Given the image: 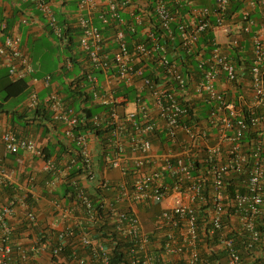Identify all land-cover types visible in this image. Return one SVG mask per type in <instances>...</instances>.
Here are the masks:
<instances>
[{
    "label": "built area",
    "instance_id": "1",
    "mask_svg": "<svg viewBox=\"0 0 264 264\" xmlns=\"http://www.w3.org/2000/svg\"><path fill=\"white\" fill-rule=\"evenodd\" d=\"M30 1L61 36L47 0ZM234 1L78 0L88 82L79 105L57 91L40 99L33 90L26 102L30 109L44 103L63 124L70 149L65 164L45 160L35 139L0 127L7 154L23 151L46 161L52 194L72 170L81 171L71 183L74 200L53 195V220L42 226L30 194L8 195L0 203V264H114L116 248L129 264H210L203 255L216 248L227 253V264H245L225 217L232 210L233 228L249 235L248 249L258 246L264 0H238L237 10ZM7 28L0 22V59L13 82L26 80L34 71L28 52ZM208 31L214 34L210 46L202 42ZM236 50L246 54L240 65L230 55ZM185 54L198 63L199 77L182 72ZM205 105L213 108L201 119ZM93 106L101 110L90 115ZM2 161L0 191L19 175H10ZM237 175L242 181L232 192L229 180ZM35 179L27 175L26 185ZM18 215L22 232L14 243ZM148 219L151 228L144 225Z\"/></svg>",
    "mask_w": 264,
    "mask_h": 264
},
{
    "label": "crops",
    "instance_id": "2",
    "mask_svg": "<svg viewBox=\"0 0 264 264\" xmlns=\"http://www.w3.org/2000/svg\"><path fill=\"white\" fill-rule=\"evenodd\" d=\"M47 2L58 25L63 30L62 37L58 35L54 26L50 24L48 16L32 1L0 0V22L5 21L7 23L8 35L20 37L21 46L30 55L34 70L32 75L25 80L27 89L23 93L7 95L8 92L5 88L8 84L6 85L5 78L8 75V70L0 59V103L4 105L3 108H18L33 90L37 92L40 99L45 98L54 91H57L65 98L66 93H68L66 92V86L70 85L71 81L80 76L83 69L87 66L86 60L81 59L85 55L80 50L79 37H77L76 46H68L69 37L66 38V34H64L66 26H72V31L81 34L77 24L78 0H47ZM202 2L205 3L204 1ZM258 17H261V15L258 14ZM72 36L74 35L72 34ZM4 40L5 35L0 36V46ZM73 59L78 62L80 60V64L74 63ZM75 74L77 75L75 76ZM47 76L51 77L50 85H47L44 81ZM83 84L88 85V82L81 83L80 87ZM30 113L32 114V112ZM32 116L35 119L31 125H28L29 122L24 118L18 119L12 115L6 118L2 114L0 127H10L12 124H15L18 128V136L35 139L39 148L43 151L45 146H53L52 150L55 153L51 159L56 162L55 157L59 152L57 147L59 146L58 141L66 146V151L70 150L63 129L55 131L54 128H51L50 133H48L46 119L37 115L35 116V113ZM91 145L93 152L96 153L98 149L96 140H92ZM54 147L56 148L54 149ZM0 156L3 160V165L6 166L10 175L12 170L19 173L15 179L11 180L12 184L10 183L6 188L3 187L5 192L3 190L0 191V203L4 202L8 197V191L20 198L30 194V198L34 200L33 202L36 205L42 226L51 223L54 213L51 202L54 200V194L48 189L47 181L49 178L47 179L46 173H49V171L45 170L46 161L23 151L18 155L7 154L2 146H0ZM11 157H16V159L11 160ZM67 158L66 153L62 154L60 157L62 162L56 163L58 166H63ZM33 173L38 177L36 184L26 185L24 178ZM110 174L111 176L115 175V173ZM57 190L58 188L55 192ZM18 218L19 215L13 220L15 227H18L17 229L20 228L17 225ZM13 241L17 243L19 240L13 239Z\"/></svg>",
    "mask_w": 264,
    "mask_h": 264
},
{
    "label": "trees",
    "instance_id": "3",
    "mask_svg": "<svg viewBox=\"0 0 264 264\" xmlns=\"http://www.w3.org/2000/svg\"><path fill=\"white\" fill-rule=\"evenodd\" d=\"M239 8H240V5H238V0H235L233 2L232 9L237 10ZM71 27L66 26V31L64 34H66V38L69 37L68 38L69 39L68 46L69 45L76 46V40H77V37H80V34L77 33L76 31H72ZM61 31H62V33H61L62 34L61 37H62L63 36L62 28H61ZM72 34L76 37L73 38L74 36H72ZM213 38H214V34L210 31H208L206 33V35H204L202 42L204 44L210 46V44H211L210 41H213L212 40ZM244 44H245V47L249 46L248 42H245ZM247 51H249V48ZM230 55L234 61V64L240 65L241 64V58H245L246 54H241V53L239 54L236 50V51L231 52ZM183 56H184V59L181 58L182 62L180 61V64L183 67L182 72L186 75H190L191 73L194 72L195 76L199 77L198 76L199 71H197L198 63L195 62V59L192 58V56H189L186 54L182 55V57ZM29 58H30V61L32 63L30 55H29ZM81 59L85 60V57L83 56V58H81ZM73 61L77 65L80 64V60L78 62L77 60L73 59ZM248 63H249V59H247V57H246V64H248ZM96 74H98V75L100 74L102 76V73L97 72ZM76 75L77 74H75V76ZM100 75H99V77H100V79H102V77ZM5 81H6V85L8 84L5 88V89H7V92H8L7 95H18L19 93H23L27 89V83L25 80H19L16 82H12L9 74L6 76ZM85 81H87V79L85 77H83L82 74L80 76H78L75 80L71 81L70 85L66 86V92H68V93H66V97H65L66 99L64 98L65 99L64 101L65 102L69 101L70 103H72L73 106H78L79 105V97L82 93L80 84L84 83ZM30 93L28 94L27 98L22 101V103L18 106V108L17 107L14 109L13 108L8 109L6 107L3 108L4 105H2V103H0V120H1L2 114L5 115L6 118H9V116L12 115L13 117L16 116V118H18V119H21V118L26 119L29 122L28 125H31L33 123L32 121H34V119H35L32 116V114L35 113V116L37 115L40 117H44L46 119V121H47L46 125L48 126V130H47L48 133H50L51 128H54L55 131L60 130L63 127V124L53 120L52 114L49 112L47 105H45L44 103H41L39 106H37L34 109H30L26 106V102L28 100V97L30 96ZM89 97L90 96L87 95L86 99H89ZM212 108H213L212 106H206V105L203 106V108L200 109L201 112H200L199 117L201 119H205L208 116V114L210 113ZM100 110H101L100 107L93 106V108L88 110V114H90V115L95 114V113L99 112ZM30 112H32V114ZM10 128L17 134L18 128L15 124H12L10 126ZM79 129L83 130V127L79 128ZM253 135L254 134H251V135L248 134L247 139H249ZM57 143L59 145V146H57L59 149V152L56 155L55 160L59 161L61 155L66 153V146H64L62 144V142H60V141H58ZM52 148H53V146H51V147L45 146L44 151H43V153L45 154V157H44L45 160L51 159L52 156L54 155L55 151L52 150ZM55 148L56 147H54V149ZM15 159H16V157L15 158L11 157V160H15ZM78 172H79V170H77V171L72 170L70 172V174L67 176V178L65 176V178L62 180V182L58 185L57 192H55V195L59 198L64 199L65 203L67 201V204H68V201L70 202V199L74 200V199H72L71 194H75V192H74V187L71 185V183L73 182L74 178H77L79 176L78 174L81 173V171L79 173ZM46 176H47V179L49 178L51 180L54 177V176H52L51 172L46 173ZM240 181H242V179L239 178L238 175H237V177L231 178L229 180L230 191L233 192V190L235 188H237V186H239ZM240 190L244 191L245 189L241 188ZM10 193H12V192H10ZM261 210H262V212L256 218V222H255L256 223V230L261 232V237L257 241L258 246H255V249H253V250L248 249L249 235L247 233H243V231H241V230H238L236 232V230L233 228V224L231 223V217H232L231 213H233V211L230 210L229 212H231V213H228V215L225 217L226 218L225 219L226 224H228L229 227L232 229L231 236L235 238V241L237 244L236 247L239 250L241 257H242V260H244L245 264H264V205L261 207ZM243 213H245V212H243ZM150 219L153 220L154 218L150 217ZM21 232H22V230L20 228L17 230H14V233L12 235L13 239L19 240V233H21ZM214 241L215 240H212V243H214ZM216 241H217V239H216ZM259 250H260V254H256L255 252L259 251ZM203 256L205 258V263L217 264V262H219V264H227V260H226L227 259V253L224 250H222L221 248H216V249H214L213 252H211L209 254L206 253ZM127 259H128V257L125 254V252H122L119 248L115 249L114 255H113V263L114 264H129Z\"/></svg>",
    "mask_w": 264,
    "mask_h": 264
},
{
    "label": "rangeland",
    "instance_id": "4",
    "mask_svg": "<svg viewBox=\"0 0 264 264\" xmlns=\"http://www.w3.org/2000/svg\"><path fill=\"white\" fill-rule=\"evenodd\" d=\"M99 24V23H98ZM155 212V211H154ZM151 215H153V213H151L150 211V214L147 215V217L149 218ZM144 225L146 226V228H151L152 224L149 222V219L144 221Z\"/></svg>",
    "mask_w": 264,
    "mask_h": 264
},
{
    "label": "clouds",
    "instance_id": "5",
    "mask_svg": "<svg viewBox=\"0 0 264 264\" xmlns=\"http://www.w3.org/2000/svg\"><path fill=\"white\" fill-rule=\"evenodd\" d=\"M25 178H26V177H25ZM25 178H24V179H25ZM37 180H38V177H36V179L34 180V183H32V184H36ZM8 185H9V184H8ZM8 185H7V186H8ZM29 185H31V184H29ZM7 186H4V187L6 188ZM2 190L4 191V188H3ZM4 192H5V191H4ZM7 193H8L9 196H11V195L13 194V193H10L9 191H8ZM54 193H55V192H54ZM54 195H55V194H54Z\"/></svg>",
    "mask_w": 264,
    "mask_h": 264
}]
</instances>
